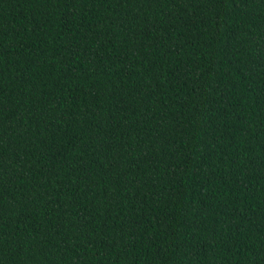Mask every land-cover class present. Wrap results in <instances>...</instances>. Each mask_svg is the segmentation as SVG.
Masks as SVG:
<instances>
[{
    "label": "trees",
    "instance_id": "trees-1",
    "mask_svg": "<svg viewBox=\"0 0 264 264\" xmlns=\"http://www.w3.org/2000/svg\"><path fill=\"white\" fill-rule=\"evenodd\" d=\"M0 264H264V0H0Z\"/></svg>",
    "mask_w": 264,
    "mask_h": 264
}]
</instances>
